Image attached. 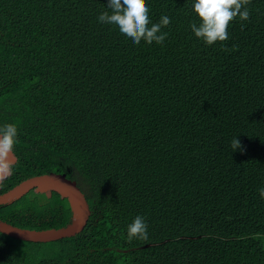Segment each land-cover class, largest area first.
<instances>
[{"label": "trees", "instance_id": "1", "mask_svg": "<svg viewBox=\"0 0 264 264\" xmlns=\"http://www.w3.org/2000/svg\"><path fill=\"white\" fill-rule=\"evenodd\" d=\"M145 2L153 23L170 18L162 44L99 23L107 0H0V125L19 132L0 195L68 173L92 212L53 242L0 232V264H264V0L212 46L191 31L192 0ZM72 216L47 188L0 205L27 230ZM136 216L148 238L130 241Z\"/></svg>", "mask_w": 264, "mask_h": 264}, {"label": "clouds", "instance_id": "2", "mask_svg": "<svg viewBox=\"0 0 264 264\" xmlns=\"http://www.w3.org/2000/svg\"><path fill=\"white\" fill-rule=\"evenodd\" d=\"M246 2L247 0H192L193 11L199 21L190 24L192 33L208 46L226 41L231 22L237 17L241 21L249 19L250 12ZM106 7L108 10L98 15V22L114 29L117 35L133 46L140 45L141 42L148 45L153 42L162 44L166 40L167 33L162 28L170 24V18L162 15L158 23H153L145 0H107ZM18 135L15 123L0 125V172L10 170V157L18 142ZM230 146L233 152L244 151L239 137H234ZM258 194L264 199V187L258 189ZM147 238L146 218L136 216L127 226V239L131 241Z\"/></svg>", "mask_w": 264, "mask_h": 264}, {"label": "water", "instance_id": "3", "mask_svg": "<svg viewBox=\"0 0 264 264\" xmlns=\"http://www.w3.org/2000/svg\"><path fill=\"white\" fill-rule=\"evenodd\" d=\"M13 161V154L10 157ZM0 172V191L2 176ZM36 188H47L63 192L69 199L72 207V220L67 227L50 230H27L0 221V232L10 237L35 243H48L65 238H70L83 232L92 214L85 194L78 187L76 181L71 180L66 174L53 172L31 177L19 185L0 195V205H9L21 199Z\"/></svg>", "mask_w": 264, "mask_h": 264}, {"label": "rangeland", "instance_id": "4", "mask_svg": "<svg viewBox=\"0 0 264 264\" xmlns=\"http://www.w3.org/2000/svg\"><path fill=\"white\" fill-rule=\"evenodd\" d=\"M64 174H68V173H64ZM259 239L264 243V235L263 236H259Z\"/></svg>", "mask_w": 264, "mask_h": 264}]
</instances>
